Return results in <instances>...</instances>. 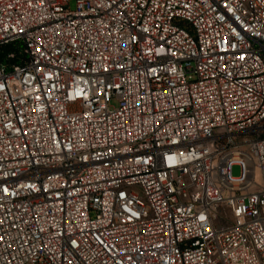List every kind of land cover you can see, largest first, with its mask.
I'll return each instance as SVG.
<instances>
[{
	"label": "built area",
	"instance_id": "obj_1",
	"mask_svg": "<svg viewBox=\"0 0 264 264\" xmlns=\"http://www.w3.org/2000/svg\"><path fill=\"white\" fill-rule=\"evenodd\" d=\"M0 264H264V0H0Z\"/></svg>",
	"mask_w": 264,
	"mask_h": 264
},
{
	"label": "rangeland",
	"instance_id": "obj_2",
	"mask_svg": "<svg viewBox=\"0 0 264 264\" xmlns=\"http://www.w3.org/2000/svg\"><path fill=\"white\" fill-rule=\"evenodd\" d=\"M72 7H74V2H72ZM233 173H234L235 175H238V174L240 173V167H239V166H235V167L233 168Z\"/></svg>",
	"mask_w": 264,
	"mask_h": 264
}]
</instances>
